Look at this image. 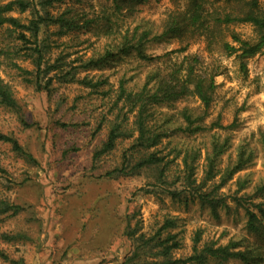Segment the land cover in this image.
Listing matches in <instances>:
<instances>
[{
  "label": "rangeland",
  "instance_id": "obj_1",
  "mask_svg": "<svg viewBox=\"0 0 264 264\" xmlns=\"http://www.w3.org/2000/svg\"><path fill=\"white\" fill-rule=\"evenodd\" d=\"M234 1L216 0L214 6L219 12L237 13L241 5ZM186 2L129 0L115 12L112 0H62L49 8L52 14L71 8V13L84 20L96 18L105 10L112 14L111 19L116 24L110 34L92 31L90 27L59 34L58 25L50 24L42 27L38 40L50 44L45 53L48 62L60 53L68 55L65 59L69 61V57L98 58L106 50L115 52L124 35L129 38L134 32L137 36L148 31L143 46L146 59L131 51L78 73L79 78L80 73L94 79L105 78L103 89L116 88L121 79L127 86L137 87L154 72L163 75L180 70L178 74L183 75L191 58L196 57L197 72L206 81L210 76L213 81L212 100L207 111L203 113L200 100L191 94L155 104L150 119L161 125L160 131L167 132L158 145L163 147L162 152L170 153V158L179 152L174 163L177 168L181 167L180 160L186 151H197L195 174L200 162H206V152H211L213 137L219 144L224 142V149L217 157L215 176L221 171V165L223 175L233 166L240 146L252 151L246 165L218 189V196L224 198L227 207H217V214L213 215L210 207L201 205L197 199L186 205L171 200L160 190L165 186L156 189L150 186L154 181L150 171L139 176L104 177L103 172L119 161L121 145L94 165L92 153L105 138L106 128L91 137V127L81 125L101 109L98 106L102 99L90 94L88 88L76 81H53L54 89L50 94L37 90L34 62L25 50L39 43H34L32 38L27 43L14 40L2 26L0 65L6 71L0 79L4 83L8 81L16 106L0 104V130L14 137L23 153L14 150L11 143L0 141V198L22 206L15 215H0V234H16L10 241L0 237V254L22 259L25 264H120L131 250V241L125 234L126 225L138 226L142 232L149 233L161 223L163 215L178 218L177 225L171 229L178 232L182 242L175 256L190 252L191 238L196 230H201L203 240L213 239L219 243L241 240L242 249L264 243L261 239L264 238V224L258 231L245 227V207L257 213L253 204L264 202V191L261 194L258 191L264 183L261 145L264 54L243 59L245 68H242L241 59L222 48L221 42H228L230 32L250 36L248 23L223 27L210 48L203 33H193L187 27L185 31L179 29L175 34L160 36L169 15L183 11ZM258 4L264 11V0H258ZM17 13L13 16L22 23L31 17L30 13L28 17L23 16L24 12ZM251 31L255 32L253 28ZM16 47L19 49L14 51ZM45 78L39 74L42 84ZM80 95L86 96L85 104L82 99L73 102ZM184 108L193 115L203 113V130L186 132L180 129L185 126L181 115ZM72 120L76 125H69ZM60 123L67 125L62 127ZM235 197H240L241 203H237ZM236 235L240 238L235 239ZM0 264L11 263L0 255ZM225 264L241 263L231 259Z\"/></svg>",
  "mask_w": 264,
  "mask_h": 264
},
{
  "label": "trees",
  "instance_id": "obj_2",
  "mask_svg": "<svg viewBox=\"0 0 264 264\" xmlns=\"http://www.w3.org/2000/svg\"><path fill=\"white\" fill-rule=\"evenodd\" d=\"M115 12L119 11L129 0H112ZM137 1V0H135ZM143 1V0H141ZM216 0H187L183 11L172 15L166 22V27L160 36L175 34L180 29L187 28L195 32H201L207 40V47L210 48L216 41L221 29L231 23H248L255 25V32H259L260 40L256 43L241 45V50L237 55L241 59V67L245 68L243 59L256 54H264V11L259 8L258 0H235L239 2L240 9L237 13L219 12L214 6ZM231 0H223L230 2ZM62 2V0H38V5L34 0H8L7 3H0V27L5 26L7 35L21 43H27L33 39L34 43H39L33 47H26L29 57H32L35 66V84L37 90H44L48 94L53 88V81L58 83H70L76 81L89 89L90 94H95L102 99L98 107L105 108L104 112L91 114L88 120L81 123L91 127V137H94L102 128H106L105 138L94 148L92 161L94 165L102 160L104 156L110 155L115 149L120 148L119 161L111 168L103 172L106 178L118 176H139L144 171H150L154 178L151 187H161V192L171 198V200L181 201L185 205L197 199L201 205H208L213 213L217 214V207H227L222 196H218V189L223 182L229 179L232 174L242 169L252 156V151L245 146H240L236 159L221 177L219 183L209 186L206 182L211 180L216 173V161L219 154L224 149V142L219 144L215 137L212 139L211 152H206V171L204 178L199 185L194 183L197 151H186L181 158V167L177 168L175 157L179 152L173 154L163 153V147H159L161 138L166 135V131H160L161 125H156L150 119L151 108L158 103L172 102L180 97L195 95L203 106V113L207 111L212 100L213 81L210 76L208 81L197 72L194 63L196 57L191 58V64L186 68L183 75L178 74L180 70H171L167 74L160 75L157 72L148 76L145 82L137 87H129L124 79L119 80L116 88L105 87V78L78 77V73L98 67L108 59H113L120 54H128L134 51L140 58L146 59L143 46L147 40L148 31H142L137 36L135 32L131 37L123 36V40L114 52L106 50L100 57L87 59L75 58L66 61L65 54H58L51 62L45 59L46 47L50 44L39 39L42 27L50 24L58 25L59 34H65L71 30L81 27H90V30L110 34L115 21H112V14L105 13L96 18L82 19L75 13H71V8L57 14H52L49 8ZM29 11L31 17L27 23H22L12 12ZM91 25V26H90ZM180 25V26H179ZM187 27V28H186ZM182 29V30H181ZM98 30V31H97ZM28 33V34H27ZM236 32H230L232 41H238ZM222 48L229 54L236 53L235 44L227 41L221 42ZM19 48L16 47L17 51ZM75 63V64H74ZM39 74L46 76L44 83L39 81ZM31 81V80H28ZM153 82V83H152ZM54 89V88H53ZM88 92V93H89ZM85 95L77 96L73 102L82 99L85 102ZM0 104L15 108L16 101L12 90L7 83L0 79ZM85 104V103H84ZM125 108L127 109L125 111ZM115 117L109 119L112 114ZM203 113L193 115L188 108L181 111L185 126L182 129L186 132L203 130L201 125ZM135 124L138 135L132 140L135 133L130 130L128 123ZM222 127L219 122H216ZM62 127L65 123H60ZM69 125H76L71 121ZM0 141L9 142L12 148L23 153L17 140L0 130ZM129 141H132L128 144ZM128 144V147H123ZM264 149V136L261 139ZM160 185V186H159ZM147 192L150 189H146ZM261 194L264 191V183L258 188ZM237 203H241L240 197H235ZM257 213L245 207L247 220L245 227L249 231H258L264 224V202L254 203ZM22 209L19 204H14L4 198H0V215H15ZM177 216L163 215L161 223L149 233L142 232L138 226L126 225L125 234L131 241V250L126 254L120 264H225L228 260L235 259L241 264H264V243L245 246L241 248V240L229 239L225 243H219L213 239H202L201 230H196L191 238L190 252L180 256H175L174 252L181 247V239L178 232H173L177 225ZM0 237L4 241L16 238V234L1 233ZM264 237V236H263ZM264 240V238H261ZM1 257L11 264H25L22 259L9 258L1 252Z\"/></svg>",
  "mask_w": 264,
  "mask_h": 264
},
{
  "label": "clouds",
  "instance_id": "obj_3",
  "mask_svg": "<svg viewBox=\"0 0 264 264\" xmlns=\"http://www.w3.org/2000/svg\"><path fill=\"white\" fill-rule=\"evenodd\" d=\"M7 2H8V0H0V3H7ZM34 3H36L38 5V0H34ZM11 15H18V13L17 12H13V13H11ZM23 16L24 17H28L29 16V12H27V11L24 12ZM24 22L27 23V20H24ZM254 27H255V25L249 24L250 36H246V35H243L241 33H234L235 35L238 36V41H232L231 38H230L231 34L228 36V42L230 44H233V43L235 44V48H236L235 55L239 54V51L241 50V45L245 44V42H247V43H256V42H258L260 40L261 37H260L259 32H252L251 31V29L254 28ZM235 55L233 56V59L235 58ZM69 59L70 60H74L75 57H69ZM5 71H6V69L4 68V66L0 65V78L4 77ZM79 75L82 78L85 75V73H80ZM5 83H8V81H5ZM126 110L127 109L125 108V111ZM104 111H106V106H105V108L99 109L98 113L99 112H104ZM114 117H115V113H113L112 116L109 117V119H112ZM128 127L130 128L131 131H133L135 133V135H133V137H132V140H135L136 139V135H138V132L136 130L135 124L132 123L131 121H129ZM131 142L132 141H129L128 144H130ZM128 144H124L123 147H128ZM220 168H221V171L219 172V174L216 175L212 180L208 181L209 186H211L212 184L218 183L220 181L221 175H223V171H222L223 165H221ZM205 171H206V162L201 161L200 162V166L198 167V170H197V172H196V174H195V176L193 178L194 179V183L196 185H199L201 180L204 178ZM225 191H227V189H225ZM239 238H240L239 235L235 236V239H239Z\"/></svg>",
  "mask_w": 264,
  "mask_h": 264
}]
</instances>
